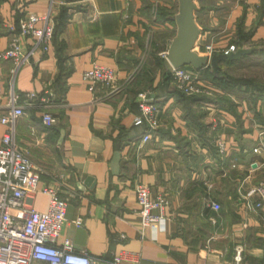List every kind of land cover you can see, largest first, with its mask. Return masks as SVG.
Masks as SVG:
<instances>
[{"label":"crops","instance_id":"1","mask_svg":"<svg viewBox=\"0 0 264 264\" xmlns=\"http://www.w3.org/2000/svg\"><path fill=\"white\" fill-rule=\"evenodd\" d=\"M197 5V43L224 51L242 30L249 43L264 44L261 0ZM27 12L49 13L56 33L47 52L36 49L17 70L0 56V117L12 95L21 104L28 92L50 89L54 124L43 122L44 108L29 105L15 130L41 177L30 206L48 208L43 186L68 200L57 243L70 239L94 257L122 255L123 264H235L242 247L239 264H264V206H255L264 199L247 196L264 185V147L254 152L264 144V97L245 86L220 89L226 95L211 99L179 92L162 54L177 33L171 17L178 0H0V55L9 45L7 25L17 26ZM226 31L225 40L216 37ZM95 63L116 69L125 84L120 93L107 97L103 87L89 89L83 72ZM146 90L160 107V127L145 142L146 126L135 125V118L138 94ZM7 130L0 121V145ZM141 184L151 199H167L154 211L164 216L165 229L143 226L136 198Z\"/></svg>","mask_w":264,"mask_h":264},{"label":"built area","instance_id":"2","mask_svg":"<svg viewBox=\"0 0 264 264\" xmlns=\"http://www.w3.org/2000/svg\"><path fill=\"white\" fill-rule=\"evenodd\" d=\"M91 1V0H85ZM264 4V0H261ZM43 22L42 26L38 24ZM10 39L8 48L0 55L9 59L17 70L23 63L29 61L35 50L40 48L47 52L51 47L54 36L55 22L49 13L38 15L27 12L16 26L7 25ZM32 39L31 48L25 51V45ZM238 47L231 45L221 51L211 42L196 43L195 49L200 54L212 56L215 53L235 51ZM165 57L167 52L162 53ZM172 75L177 88L186 95L208 94L220 92V88L211 80L203 77L200 70L188 67H172ZM129 77L127 81H130ZM83 80L89 89L95 92L98 87L105 88V95L111 97L120 93L125 84L119 82L118 72L115 68L95 63L90 69L83 72ZM52 93L47 89L44 94L28 92L24 101L17 104L14 95L9 102L10 110L0 117V121L8 126L3 134L0 145V264H34L45 262L47 264H123L122 255L111 258L94 257L75 249L70 239H64L58 244L63 226L66 222L68 200L61 196L60 190L51 186H43L42 191L49 195L50 201L45 211L35 210L30 206L29 199L33 196L40 182V172L37 171L28 151L16 141V123L25 113V107L38 105L42 108L43 122L51 126L55 119L49 108L52 103L49 96ZM139 114L135 118V125H145L146 133L143 141H149L150 132L160 127V107L156 103L151 91H142L138 94ZM264 147L262 143L254 148L258 152ZM259 193L264 199V185L251 188L247 196ZM137 202L140 205V215L143 226H151L155 230L165 229L164 216L155 214L168 203L164 196L156 199L150 198L147 185L141 184L137 188ZM214 210L220 209V204L211 201ZM264 206V200L255 204ZM243 248L237 247L235 264L242 260Z\"/></svg>","mask_w":264,"mask_h":264},{"label":"water","instance_id":"3","mask_svg":"<svg viewBox=\"0 0 264 264\" xmlns=\"http://www.w3.org/2000/svg\"><path fill=\"white\" fill-rule=\"evenodd\" d=\"M197 10V0H178V12L171 17L177 24V33L167 50V60L172 67L187 66L195 70L211 67L219 76L221 63L240 60L260 48L238 47L235 51L215 53L212 56L200 54L195 49L202 32L196 20Z\"/></svg>","mask_w":264,"mask_h":264},{"label":"trees","instance_id":"4","mask_svg":"<svg viewBox=\"0 0 264 264\" xmlns=\"http://www.w3.org/2000/svg\"><path fill=\"white\" fill-rule=\"evenodd\" d=\"M56 25H55V30H54V35L56 33ZM233 43L236 44L237 47H252L255 44H251L248 42V33L243 32L242 30L238 31V36L235 40H233ZM259 49H257L255 52H253L250 55L244 56L242 59L237 60V61H228L226 63H221L220 64V69H219V76L216 75L211 67H206L204 69L200 70V73L203 77L211 80L214 82L222 91L226 92L227 90H233L235 88H239L241 86H245L247 89H249L250 93L253 96H256L257 94H260L264 97V86L259 85L256 83V80L252 79H241V78H235L234 76L226 73L223 68L224 66H233V65H238L239 63H242L245 59L249 58L250 56H253L255 54H264V44L259 45ZM187 67V66H186ZM192 68V67H188ZM179 92L183 95H186L182 91L179 90ZM226 95L224 93H219L216 92L213 95L209 97V99L217 96V95ZM213 96V97H212ZM217 100V98H215Z\"/></svg>","mask_w":264,"mask_h":264},{"label":"rangeland","instance_id":"5","mask_svg":"<svg viewBox=\"0 0 264 264\" xmlns=\"http://www.w3.org/2000/svg\"><path fill=\"white\" fill-rule=\"evenodd\" d=\"M158 10V9H157ZM156 10V11H157ZM155 11V12H156ZM154 12V13H155ZM158 12V11H157ZM226 31V35L223 38V34L220 33L219 36L216 35V37H220L223 40H225V37H228ZM217 34V32H215ZM223 70L234 76L235 78H241V79H254L256 80V83L259 85L264 86V54H255L253 56H250L249 58L245 59L242 63H239L238 65L233 66H224Z\"/></svg>","mask_w":264,"mask_h":264}]
</instances>
